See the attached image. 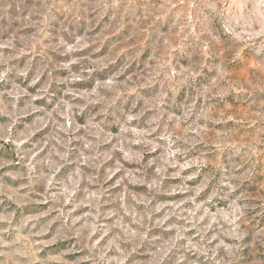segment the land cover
<instances>
[{"label":"rangeland","instance_id":"1","mask_svg":"<svg viewBox=\"0 0 264 264\" xmlns=\"http://www.w3.org/2000/svg\"><path fill=\"white\" fill-rule=\"evenodd\" d=\"M0 264H264V0H0Z\"/></svg>","mask_w":264,"mask_h":264}]
</instances>
